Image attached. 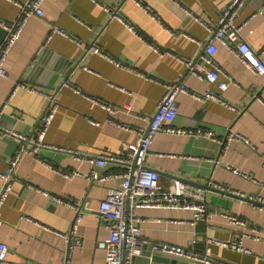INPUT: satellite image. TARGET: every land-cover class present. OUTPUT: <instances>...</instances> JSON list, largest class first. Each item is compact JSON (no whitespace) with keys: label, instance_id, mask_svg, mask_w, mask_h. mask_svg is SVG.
<instances>
[{"label":"crops","instance_id":"obj_1","mask_svg":"<svg viewBox=\"0 0 264 264\" xmlns=\"http://www.w3.org/2000/svg\"><path fill=\"white\" fill-rule=\"evenodd\" d=\"M26 1L0 0V21H15L18 3ZM229 2L45 0L44 16L29 18L4 63L7 77H0L1 173L19 150L14 134L28 138L29 147L37 142L48 105L42 94L57 93L59 107L43 141L49 147L21 159L1 210L0 242L9 248V262L106 264L98 243L108 239L109 230L97 215L83 214L77 230L81 244L70 249L67 236L74 211L41 192L86 201L96 209L110 189L120 186L124 168L106 164L100 169L111 176L105 183L84 176L66 178L63 173L78 170L89 175L99 170L82 160L86 156L124 155L126 146L138 142L134 130L155 115L165 84L183 82L191 92L211 91L223 102L180 94L172 126L186 134H158L145 167L160 175L163 188L180 180L201 190L208 218L194 223L193 212L184 208H138L142 237L149 244L177 245L198 255L209 251L219 264H264V208L244 199H264V75L249 71L219 42L214 59L222 74L216 83L188 73L184 64L197 60L210 38L196 18L215 24ZM245 22L247 43L255 51L264 50V0L246 2L236 23ZM52 29L65 35L52 34ZM4 36L0 27V44ZM90 46L104 55L86 54ZM228 78L234 83L221 88ZM19 83L29 89H19L10 98ZM230 134L243 140L229 143ZM227 214L244 223L231 224ZM212 241L238 242L242 251ZM154 254L151 245L144 247L136 263Z\"/></svg>","mask_w":264,"mask_h":264},{"label":"built area","instance_id":"obj_2","mask_svg":"<svg viewBox=\"0 0 264 264\" xmlns=\"http://www.w3.org/2000/svg\"><path fill=\"white\" fill-rule=\"evenodd\" d=\"M247 1L230 0L223 9L218 22L215 24H211L201 18H196L197 22L209 31L210 38L197 60L194 62L184 61L188 73L206 80L209 84L216 83L222 74L221 69L214 59L217 51L215 43L219 42L233 51L242 65L249 71L254 74L264 75V50L259 52L255 51L245 40L243 28L247 22L243 25L236 23ZM44 2L45 0H27L26 2L18 3L20 8L18 18L12 23H3L0 21V27L6 32L5 38L0 44V77H7L4 63L29 18L32 16H44ZM106 11L109 12V9H106ZM111 14L110 18H112ZM54 33L65 35L62 30L52 29V34ZM51 35L48 39L51 38ZM91 51L104 55L96 46L85 48L86 54ZM227 80V82L220 85L221 88L226 89L230 84L234 83L231 78ZM22 88L29 89L24 83L16 84L10 98L14 96L17 90ZM30 89L39 92L37 89ZM180 94H189L193 98L201 101L213 100L223 102L216 93L211 91H207L203 95L195 94L183 82L165 84V94L157 106L155 115L147 120L145 127L134 130L138 135V142L135 145L126 146L124 155L104 154L98 158L86 156L82 160L95 164L99 170H95L89 175H83L78 170L63 173L66 178L84 176L91 182L105 183L111 176L109 174H103L100 169L106 164L113 163L124 168V171L119 174L121 178L120 186L115 189H110L106 199L100 201L96 209L91 208L89 202L86 201L78 202L73 199L51 195L48 192H41L44 196L74 211L71 232L67 236L70 241V249L81 244V240L77 236V230L83 219V214L87 211H93L100 222L109 230L108 239L98 243V246L105 250L106 264H137L136 258L142 256L144 247L148 245H151L155 253L180 258L190 261L193 264H219L210 258L209 251L205 254L198 255L188 248L177 245L167 243L149 244L142 237L140 227L142 219L137 214L138 208L169 209L180 207L193 212L194 223L204 222L208 218L205 199L201 190L193 189L190 185L180 180L173 182L169 188H163L160 185V175L145 167L147 157L151 154L154 139L158 134H186V131L175 129L172 126V122L178 115L177 99ZM42 95L48 100V105L40 118L39 128L36 133L37 142L33 147H29L27 145L30 141L28 138L14 134L20 140L19 150L11 158L8 170L4 173L0 172V178L2 179V186L0 188V227L3 224L1 210L12 192L14 182L17 178L16 168L21 159L26 155H36L39 147H49L43 144V141L55 118L59 104L57 93H43ZM108 109L112 110L111 108ZM197 134L200 135L202 132L198 131ZM236 140L243 139L233 134H230L227 138L229 143ZM216 188L236 196L244 197L239 192H234L227 188L218 186ZM248 199L256 201L262 205H258L260 208H264V199L261 197H250ZM225 217L233 225H242L244 223L240 218L231 214H227ZM212 243L226 247L230 246L233 249L242 251L238 242L228 244L221 241H212ZM8 253V246L0 242V264H20L9 262L7 259Z\"/></svg>","mask_w":264,"mask_h":264},{"label":"water","instance_id":"obj_3","mask_svg":"<svg viewBox=\"0 0 264 264\" xmlns=\"http://www.w3.org/2000/svg\"><path fill=\"white\" fill-rule=\"evenodd\" d=\"M4 30V29H3ZM4 35L6 36V32L4 30ZM4 36V38H5ZM245 200H249L248 198H244ZM252 201V200H250ZM256 205H261L259 203H257L256 201H253ZM262 206V205H261ZM141 257L136 258V262L139 263ZM143 264H193L190 261H186L180 258H175V257H171V256H164L161 255L159 253H155L153 256H151L150 260H146L144 261Z\"/></svg>","mask_w":264,"mask_h":264}]
</instances>
